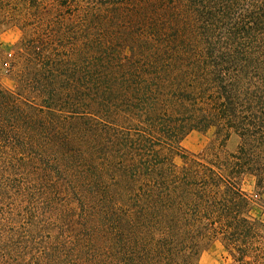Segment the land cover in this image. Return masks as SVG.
<instances>
[{
    "label": "trees",
    "instance_id": "1",
    "mask_svg": "<svg viewBox=\"0 0 264 264\" xmlns=\"http://www.w3.org/2000/svg\"><path fill=\"white\" fill-rule=\"evenodd\" d=\"M66 1L0 0V32L34 26L29 72L0 87V197L38 195L54 218L37 263L200 264L218 240L231 264H264V214L242 189L249 175L264 190V0L236 17L238 0H95L77 15ZM211 128L219 147L178 167L181 138ZM45 141L76 174L62 206L15 178L17 153Z\"/></svg>",
    "mask_w": 264,
    "mask_h": 264
},
{
    "label": "rangeland",
    "instance_id": "2",
    "mask_svg": "<svg viewBox=\"0 0 264 264\" xmlns=\"http://www.w3.org/2000/svg\"><path fill=\"white\" fill-rule=\"evenodd\" d=\"M92 1L95 0H67L63 13L77 15ZM251 2L254 0H238V5L231 10L232 16L236 17L245 13ZM2 14L4 16V13H0V21ZM52 20L57 19L52 18ZM1 27L2 24L0 30ZM22 27L21 23H18L8 29H16L19 32V41L16 45H4L0 48V87L9 90L17 89L16 86L20 85L22 76L29 72L24 42L27 32L31 33L34 26L29 25L27 29H22ZM216 32L220 39H224L225 31L217 30ZM260 33L262 36L259 38L264 37V30ZM246 43L247 45L251 44L250 41ZM254 45L260 47L261 54L258 48L255 51L258 52V59L260 58V61L264 63V47L260 42H256ZM45 142L47 143L44 148L39 149L35 154L23 150L17 153L19 161H23V163L20 164V172L15 178L17 181L24 182L23 188L30 183L28 186L33 192L49 193L52 197H55V192H58L56 200L62 206L68 202L66 193L73 188L72 181L76 174L72 173L68 167L65 168L64 164L55 161L54 148L49 141ZM239 142V137L233 134L226 143V150L234 152ZM219 143L214 128L192 130L181 138L179 145L173 150V161L178 167H182L187 158L196 159L202 154L211 153V149L219 147ZM5 154L2 161L9 159L10 154ZM26 175L30 182L23 180ZM242 189L253 199L252 213L262 216L264 214V190L255 188L254 178L249 175L244 177ZM33 200V204L29 205L21 196L0 197V264H36L42 256L43 246L51 245L52 239L49 237L54 234L52 231L54 218L43 216L40 210H36V205H39L41 200L38 195H35ZM30 213L34 216L32 220ZM39 227L41 228L39 229ZM199 262L200 264H231V258L222 243L217 240L210 243L201 252Z\"/></svg>",
    "mask_w": 264,
    "mask_h": 264
},
{
    "label": "crops",
    "instance_id": "3",
    "mask_svg": "<svg viewBox=\"0 0 264 264\" xmlns=\"http://www.w3.org/2000/svg\"><path fill=\"white\" fill-rule=\"evenodd\" d=\"M19 35L16 29L0 32V48L4 45H16L19 41Z\"/></svg>",
    "mask_w": 264,
    "mask_h": 264
}]
</instances>
